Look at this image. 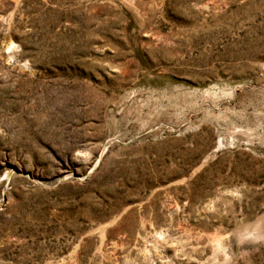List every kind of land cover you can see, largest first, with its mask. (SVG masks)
Returning a JSON list of instances; mask_svg holds the SVG:
<instances>
[{
	"label": "rangeland",
	"instance_id": "1",
	"mask_svg": "<svg viewBox=\"0 0 264 264\" xmlns=\"http://www.w3.org/2000/svg\"><path fill=\"white\" fill-rule=\"evenodd\" d=\"M263 231L264 0H0V264H264Z\"/></svg>",
	"mask_w": 264,
	"mask_h": 264
},
{
	"label": "water",
	"instance_id": "2",
	"mask_svg": "<svg viewBox=\"0 0 264 264\" xmlns=\"http://www.w3.org/2000/svg\"><path fill=\"white\" fill-rule=\"evenodd\" d=\"M261 236H262V237H264V231H263V233H262V235H261ZM262 237H261V238H262Z\"/></svg>",
	"mask_w": 264,
	"mask_h": 264
}]
</instances>
